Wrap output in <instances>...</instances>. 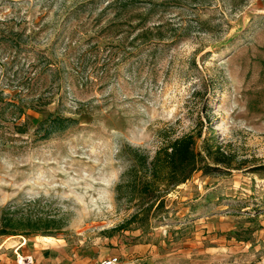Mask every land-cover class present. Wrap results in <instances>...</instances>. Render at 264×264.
Segmentation results:
<instances>
[{"label":"rangeland","instance_id":"rangeland-1","mask_svg":"<svg viewBox=\"0 0 264 264\" xmlns=\"http://www.w3.org/2000/svg\"><path fill=\"white\" fill-rule=\"evenodd\" d=\"M195 127L232 166L129 221L124 146ZM263 165L264 0H0V214L64 223L0 235V264H264Z\"/></svg>","mask_w":264,"mask_h":264},{"label":"trees","instance_id":"trees-1","mask_svg":"<svg viewBox=\"0 0 264 264\" xmlns=\"http://www.w3.org/2000/svg\"><path fill=\"white\" fill-rule=\"evenodd\" d=\"M54 120L67 121L69 124L63 129L73 121L61 117ZM171 128L159 132L160 143L154 149L131 144L122 149L121 155L128 167L115 186V197L118 202L124 199L137 206L129 221L149 222L153 216L161 217L166 212V196L196 172L213 173L233 164L235 155L220 142L215 146L210 144L212 135L204 137L200 144L203 136L200 127L182 134ZM262 168L264 165L258 169ZM63 226L56 217L19 214L10 204L1 209L0 235L52 234Z\"/></svg>","mask_w":264,"mask_h":264},{"label":"built area","instance_id":"built-area-1","mask_svg":"<svg viewBox=\"0 0 264 264\" xmlns=\"http://www.w3.org/2000/svg\"><path fill=\"white\" fill-rule=\"evenodd\" d=\"M22 258V257H21ZM25 263H32L33 258L31 256H25L24 259H21ZM91 264H120V259L118 256H109L106 258H102L94 261Z\"/></svg>","mask_w":264,"mask_h":264},{"label":"crops","instance_id":"crops-1","mask_svg":"<svg viewBox=\"0 0 264 264\" xmlns=\"http://www.w3.org/2000/svg\"><path fill=\"white\" fill-rule=\"evenodd\" d=\"M25 244V243H24ZM37 247V249H36V254H40V255H42V256H48V257H52L53 255V252H54V249L55 248H52V247H49L50 249H48L47 251H45L46 249H44L45 247H40L39 248V245H40V243L38 242V243H36L35 244ZM57 253V252H56Z\"/></svg>","mask_w":264,"mask_h":264}]
</instances>
